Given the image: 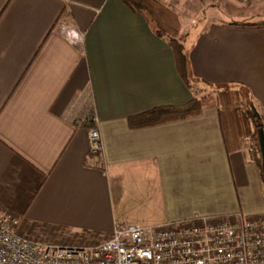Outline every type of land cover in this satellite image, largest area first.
I'll use <instances>...</instances> for the list:
<instances>
[{"label": "crops", "instance_id": "0c3cea01", "mask_svg": "<svg viewBox=\"0 0 264 264\" xmlns=\"http://www.w3.org/2000/svg\"><path fill=\"white\" fill-rule=\"evenodd\" d=\"M60 22L84 43L63 37ZM186 47L192 77L245 88L264 128V25L212 20ZM193 97L170 44L125 0H0V209L23 235L60 246L105 240L117 222L264 217L262 166L248 146L227 147L217 103L138 123Z\"/></svg>", "mask_w": 264, "mask_h": 264}, {"label": "built area", "instance_id": "2783aa9c", "mask_svg": "<svg viewBox=\"0 0 264 264\" xmlns=\"http://www.w3.org/2000/svg\"><path fill=\"white\" fill-rule=\"evenodd\" d=\"M74 44L84 34L63 22ZM90 152L102 164L98 115L91 109ZM248 150L253 147L248 145ZM18 216L0 209V264H264V217L241 214L157 225L117 222L111 237L91 245L60 246L25 236Z\"/></svg>", "mask_w": 264, "mask_h": 264}, {"label": "trees", "instance_id": "16d2710c", "mask_svg": "<svg viewBox=\"0 0 264 264\" xmlns=\"http://www.w3.org/2000/svg\"><path fill=\"white\" fill-rule=\"evenodd\" d=\"M125 1L133 9L147 17L157 36L167 40L173 49L179 74L194 92V89H196L195 85L199 86V83L191 75L186 39L180 36L181 21L177 13L166 6L161 0ZM260 25H264V23ZM205 87L219 90L217 104L219 106L220 120L227 147L231 149L241 148L242 140L250 137L252 139L250 145L253 147V152L257 154L262 166L257 130L260 126H263V121L261 116L255 117L252 109L253 102L249 98L248 93L244 97L242 96L243 92H241V88L243 87ZM206 98H208L207 95L201 97L194 92V97L184 105L159 106L142 113L137 119L138 123L154 124L169 119L184 118L198 114L207 105Z\"/></svg>", "mask_w": 264, "mask_h": 264}, {"label": "rangeland", "instance_id": "374dc122", "mask_svg": "<svg viewBox=\"0 0 264 264\" xmlns=\"http://www.w3.org/2000/svg\"><path fill=\"white\" fill-rule=\"evenodd\" d=\"M177 1L180 2V6L175 3L173 8L168 7L179 16L180 36L184 39L187 34L207 25L212 20L232 21L238 25L248 26H259L264 23V0H175ZM195 87L194 92L201 97L207 95L208 98L205 99L207 102L217 103L219 90L200 84ZM235 87L241 88L240 86ZM241 90L244 97L247 92L244 88ZM251 141L250 137L244 138L242 147L250 145Z\"/></svg>", "mask_w": 264, "mask_h": 264}, {"label": "water", "instance_id": "95a60500", "mask_svg": "<svg viewBox=\"0 0 264 264\" xmlns=\"http://www.w3.org/2000/svg\"><path fill=\"white\" fill-rule=\"evenodd\" d=\"M252 109L254 111L255 117H260V115H259L254 104H252ZM257 138H258L260 153H261V157H262V173H263V178H264V128H263V126H260L258 128Z\"/></svg>", "mask_w": 264, "mask_h": 264}]
</instances>
